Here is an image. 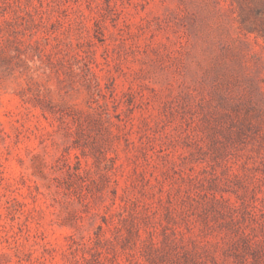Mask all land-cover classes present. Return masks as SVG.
Here are the masks:
<instances>
[{
    "label": "rangeland",
    "instance_id": "1",
    "mask_svg": "<svg viewBox=\"0 0 264 264\" xmlns=\"http://www.w3.org/2000/svg\"><path fill=\"white\" fill-rule=\"evenodd\" d=\"M0 264H264V0H0Z\"/></svg>",
    "mask_w": 264,
    "mask_h": 264
}]
</instances>
